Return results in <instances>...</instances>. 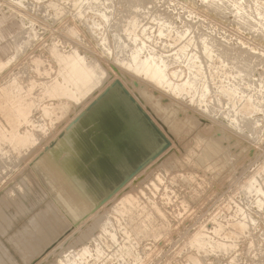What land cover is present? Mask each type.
<instances>
[{
    "label": "rangeland",
    "instance_id": "rangeland-1",
    "mask_svg": "<svg viewBox=\"0 0 264 264\" xmlns=\"http://www.w3.org/2000/svg\"><path fill=\"white\" fill-rule=\"evenodd\" d=\"M69 1L0 0V37H5L0 41V58L6 59L12 54V40L18 32L22 31L25 38L20 42L21 46L15 48L14 62L12 60V64L8 63L9 66L4 65L6 68L0 66V264H56L58 259H64L65 264H70L68 260L87 246L91 252L86 256V261L79 264H264V202L259 206L253 200L260 196L264 201V191L263 195L259 190L252 193L248 191L261 184L264 188V113L260 111L254 116L259 123L252 132H242L224 114L228 108H224L223 104L206 109L204 105H197L185 96L183 98L181 95L180 98L166 89L144 81L142 76L134 75L136 73L113 57L102 53L98 37L82 23L83 18L77 17V7L83 0H72L75 2L74 6L68 4ZM53 2L62 8L54 10ZM206 2L157 0L155 10L153 6L149 7L142 23L155 36L157 27L150 21L152 15L157 11L166 14L167 11L170 22L174 20V23L171 22L172 31L174 30L172 34L177 31L184 32L188 29L187 25H195L194 30L201 27L203 32L212 34L217 39H224L230 44H235L234 39H238V43L244 45L245 50L248 48L247 51H252L251 54L263 53L264 56V42H261V37L256 39L255 35L242 29L234 22L236 16L233 13L220 16L218 12L211 10L208 3L206 6ZM60 10H63L61 12L64 15H58ZM107 12L113 13L109 15L118 19L117 12ZM112 18L110 26L114 29L116 20ZM67 25L68 28L70 25L71 28L77 27L79 38L67 32ZM112 27L106 33L110 34ZM32 33L37 36L33 38ZM242 41L244 43L241 44ZM26 42L29 43L28 46ZM156 44L151 46L152 52H160V45L163 43ZM56 45L59 49L68 50L76 47L88 58L94 57L106 67L111 66L115 73L85 103L68 101L66 92L69 88L61 85L62 79L58 81L63 71L52 56V48ZM164 54L163 56H168L171 52ZM259 66L255 67L254 64L255 70L253 69L251 77L256 85L264 83V65L260 68ZM182 71V68L176 70L185 79V72ZM231 71L235 73L236 70H229ZM183 79L177 81V84L183 83ZM244 87L247 91L253 88L252 85ZM144 89L154 94L155 102L160 99L162 105L176 111L182 122H185L181 125L179 136L161 118L163 114L156 113L158 111L141 96L140 90ZM185 129L186 131H182ZM17 133L30 136V140L27 139L28 145L27 141L24 146L18 140H13V135ZM198 134L201 135L200 140L217 141L226 149V153L230 152V155L227 153L229 164L224 171L212 173L205 165L199 166V169L191 164L189 166L185 155L195 147ZM69 161L72 167L68 164ZM146 163L148 164L142 171L138 170L135 175H130L137 166ZM169 163L175 167L169 169ZM157 176L162 181L156 182L158 187L154 188L151 180ZM254 177L255 181L252 182ZM140 187L144 189V194L139 195L140 200L131 205H122L124 195ZM241 189L247 191L246 195ZM113 191L116 193L111 196L112 200L101 204ZM90 195L95 198L94 206ZM82 203L91 206L88 211L81 209ZM79 210L83 213H79ZM242 213H245L243 217ZM105 223L106 226H103ZM222 225H227V228ZM114 226L116 230L113 229ZM212 226L218 227L214 228V233ZM50 227L58 231L57 237H51L53 229L51 231ZM103 227L108 229V233L111 232L108 234ZM209 236L213 240L208 238V242L205 241ZM48 237L51 241H48ZM230 238L237 242L234 240L231 243ZM226 240L230 242L227 243ZM220 241L221 246L217 244L219 247L215 243ZM201 242H207V245ZM32 244L33 247H29ZM190 244L194 245L193 248ZM210 244L215 246L213 249H217L216 252ZM27 246L29 248L26 252ZM220 248L222 251L227 250L225 253L229 255L219 253ZM209 252L212 254H207Z\"/></svg>",
    "mask_w": 264,
    "mask_h": 264
},
{
    "label": "bare ground",
    "instance_id": "bare-ground-1",
    "mask_svg": "<svg viewBox=\"0 0 264 264\" xmlns=\"http://www.w3.org/2000/svg\"><path fill=\"white\" fill-rule=\"evenodd\" d=\"M205 1H207L205 5L207 6V3H208L209 4V7L211 6V10L212 9L215 10L216 13L217 12L219 13V15L221 14V15H225L226 16L227 13H229V14L230 13L231 14L233 13L234 16H236L235 17L236 21H234L235 19L232 20V21L237 22L238 25H240V27H242V29L244 28L245 30H247L249 32V34L255 35V38L256 39L258 37H261L262 40H263L261 42H264V0H253V1L252 0H204V2ZM200 3H202V2H200ZM68 4H70V5L73 4V6H74L75 5V2H73L72 0H70L68 2ZM156 4H157V0H83L82 1V4L77 7V13L76 14H77V17L78 18H80V19L83 18L84 19V21L83 22L81 21V22L84 23V25H86V27L89 29V31L92 34H94V35H96L98 37L99 44H100L99 46L102 47V48H100V49H102V53L105 54L108 57H113L114 60H116L117 62L121 63L128 70H130L133 73H136L134 75H137L138 74V75L142 76L145 79L144 81H148V83H150V84H152L154 86H157V87L166 89L168 92L170 91V93H172V94H174L176 96H179V97L181 95H182V97L185 96V98L191 99L193 101V103H196L197 105L198 104H202V105L205 106L206 109H209L210 106H214L216 104L217 105L220 104L221 106L223 104V107L224 108H228L227 109L228 111L226 110V112L224 114L226 116H228L230 119H232L234 121V123H236L237 126L236 125L235 126H236V128L239 129V131H242L243 132L245 130V131H248V132H252L253 129L255 128V126L257 127V125L259 123V121L256 118H254V116L256 115L257 112H260V111H262L264 113V85H263L264 83L261 82L262 79L259 80V82H261V83H259V85H256L257 83H253V81H251V80H253V79H251L253 69L257 65H260V66L261 65L262 66L264 65V56H263V53H262V55L260 53L258 54L256 52H255V54H253V53L251 54L252 51H247L248 48H247V50H245L246 48L245 49L243 48L244 45L241 46L239 44L240 42L238 43V41H237L238 39H236V40L234 39V42L233 43H235V44H230V43H228L224 39H217V37L211 36L212 34H208L207 32H203L202 31L203 29L200 30L201 27L200 28H197L196 27L197 30H194L195 25L194 26L187 25V28L188 29L186 28L187 30H185L184 32H181L180 31L181 33H178V31H177L176 33L172 34V32L174 31V30L172 31V29H173L172 23H174L172 21H174V20L171 21L172 23L170 22V16L167 14V11H166V14L158 13L159 11L155 12L154 15L151 14L153 17H152V19L150 21H152L154 23V26L157 27V33L155 34V36H153L152 34H150V31H149L148 27L145 24L142 23V22H144L143 20H145V19H142V18H143V16H146L147 15V13H148L147 11H149L148 8L151 7V6H153V9H154V8H156V7H154V5H156ZM52 7H53L54 10H57L59 8L60 9L62 8L61 5H58V4L54 3V2L52 3ZM47 8H48V6H47ZM109 10H113L114 13L115 12L118 13V16H117L118 19L117 20H116V17H113L112 18L110 16V15H113V13L110 14V12H112V11H110L108 13L107 11H109ZM61 11H63V10H60L59 14L58 13H56V14H58L59 16L64 15V13L61 12ZM88 13L89 14L91 13L92 15L91 16L86 15ZM164 13H165V11H164ZM194 14L192 16H194ZM212 14H215V13H212ZM178 15L180 16V14H178ZM184 16L182 18H184ZM110 18H112V19L115 18L114 20H116L115 23L113 24L114 25V29H113L112 26H110V23H111ZM188 20H190V19H188ZM181 22H183V21H181ZM68 25H67L66 28H68ZM111 27L113 29L112 32H110V34L106 33V31L109 30V28H111ZM240 27H238V28H240ZM60 28H61V26H60ZM75 28H71V25H70V27L67 29L68 30L67 32L70 35L76 36L77 38H79L78 36H79V33L80 32H78L77 27H75ZM78 28H79V25H78ZM178 29H180V28H178ZM26 30H29V28L26 29ZM26 30H23V32L26 31ZM32 30H35V28L32 29ZM110 31H111V29H110ZM242 31H244V30H242ZM21 32H18L17 35H15L13 37V40H12V41H14L13 52H12V54L10 56L7 57V59L0 60V66H3L4 68H6L5 67L6 64H7V66H9L10 64H12L11 63L12 60L14 62V59L13 58L15 57L14 55L16 53L15 48L16 47L18 48V45L20 47L21 46V43L20 42L22 41V39H25V38H23ZM30 32H31V30H30ZM218 32H219V30H218ZM27 33L29 34L28 31H27ZM33 33H34V31H33ZM33 33H32V35H33ZM35 33H36V31H35ZM59 33H61V32H59ZM213 33H215V32L213 31ZM215 35L217 36V34H215ZM21 36H22V38H21ZM34 36L36 37L37 35L36 34L33 35V38H34ZM226 37H228V36H226ZM26 40H27V38H26ZM35 40H36V38H35ZM32 41H33V39H32ZM158 42H160L161 44L163 43V45H160V52H157V50H153V52H152L151 51V46H155V43H157L156 45H158ZM242 43H244V42L242 41L241 44ZM26 44H27V42H26ZM28 44H27V46H28ZM167 46H169V49L167 48ZM25 48H26V46H25ZM157 49H158V46H157ZM17 50H19V49H17ZM20 51H18V52H20ZM24 51H25V49H24ZM18 52H17V54H19ZM167 52H171V54L168 55V56H163V54L164 53H167ZM52 54H53L52 56L54 57V59H56L57 62H58V64H59V69H61V71H63L62 76L60 75V77H59V74H58L59 79L58 78L57 79H58V81L62 79L60 81L61 82V85L64 86V87L66 86L67 88H69V91L66 92L67 95L65 94L66 95V99L68 101L77 102V104L82 103V102L85 103L84 101L89 100V98L92 97L93 95H95L97 93V91L105 84V82L107 81L108 77H110V75L111 76L114 75V73H115L113 71V68L111 66H107L106 67L103 62L95 59L94 57L88 58L86 55L80 53V51L76 47L75 48L73 47L72 50H68L66 48L59 49L58 46L56 45V46H54L52 48ZM20 55H21V52H20ZM35 61H36V59H35ZM8 63H9V65H8ZM254 64H255V67H254ZM260 66H259V68H260ZM170 68H173V69L171 70ZM178 68H180V69L182 68V70H183L182 72H185V79L181 78L179 72H176V70ZM1 69H2V67H1ZM232 69L233 70H236L235 73H233L232 71L229 72V70H232ZM122 70L127 73V71H125L124 69H122ZM128 73H130V72H128ZM179 76H180V78H179ZM180 79L181 80L183 79L184 82L177 84V81H179ZM255 80H258V79H255ZM255 82H257V81H255ZM246 85H252L253 88L251 87L252 89H250V91H247V89L246 90L244 89L245 88L244 86H246ZM22 91H23V89H22ZM102 91H103V88H102ZM99 93H101V92H99ZM99 93H98V95H100ZM214 93H216V97H214ZM238 93H239V95H237ZM246 93H248V94H246ZM140 94H142L141 96L144 97L152 105L151 107H153V109H155V111H158L156 113L163 114L162 117L161 116L160 117L164 119V122H166L168 124V126L170 127V129L172 130V132L174 131L177 135L180 134L179 132L181 130V125H183L185 122H182V120H181L182 118H179L178 117L177 112L174 111L172 108H171L172 110H169L167 108L168 106L166 107L165 105H162L161 102H160L161 101L160 99H159L160 101L158 100L157 102H155L153 100V98H154L153 95L154 94H151L147 89L140 90ZM60 96H61V94H60ZM179 97H177V98H179ZM147 101H145V102H147ZM223 101H224V103H223ZM37 102H38V100H37ZM177 105H179V104H177ZM171 107H172V105H171ZM202 108H203V106H202ZM212 110H213V108H212ZM147 113H149V112H147ZM49 114H50V112H49ZM210 114H208V115H210ZM187 119H189V118H187ZM184 120H186V119L184 118ZM230 123H233V122H230ZM188 124H189V122H188ZM194 126H196V125H194ZM191 128H193V127L191 126ZM91 129H92V127H91ZM182 131H186V129L185 130H182ZM0 135H1V133H0ZM251 135H252V133H251ZM249 136H250V134H249ZM253 136H255V135H253ZM2 137H4V135H2ZM200 137H201V135L199 136V134H198V136H196V138L193 137V139L194 138L196 139L195 147L194 148L192 147L193 149L190 150L187 153L188 155H185V156H187V159L186 160L188 161L189 166L191 164V166L192 165L197 166L198 168L197 167H195V168L196 169H199V166L205 165V166H207L208 169H210V170L213 171L212 173H214L215 171L220 172L223 169L225 170L227 168L228 164H229V162H228V154H227L229 151H227V153H226V149L221 145V143H218L217 141L209 140V139L208 140L207 139L206 140H204V139L200 140ZM220 138H221V136H220ZM27 139L30 140V136H28V135H21V134L18 135V133L13 135V140L14 141L18 140L17 142L24 144V146H25V143H26ZM223 139H224V137H223ZM253 139H254V137H253ZM220 140H218V141H220ZM1 141H4L5 142V140H1ZM85 141H86V139H85ZM236 141L238 142V140H236ZM0 144H1V142H0ZM2 145H3V143H2ZM26 145H28V141H27ZM20 146H22V145H20ZM2 149H4V148H2ZM3 152H4V150H3ZM229 155H230V152H229ZM68 164H70V161H69ZM72 166L70 164V167H72ZM167 166H169V169L175 167V165L172 164V163H169ZM66 168H68V167H66ZM166 169H168V168L166 167ZM208 169H207V171H208ZM204 172H205V169H204ZM48 173L50 174V172H48ZM187 177H188V175H187ZM251 177H253V176H251ZM251 177L249 176V178H251ZM251 180H253L252 182H254L255 181V177H254V179H251ZM251 180H249V181H251ZM161 181L162 180L160 179V177L157 176L155 179L151 180V186H153L154 188H157L158 185L156 184V182H161ZM254 185H257V184H254ZM246 186L247 185H244V187H246ZM249 187L247 189H249ZM257 187H256V189L254 187L250 188V190H248V191H250L249 193H252L255 190H259V191H261L260 194H262L263 193L262 191H264V188H263L262 184L260 186L257 185ZM81 189H82V191H85V189H83V188H81ZM131 189H133V188H131ZM135 189L129 191V193H126L124 195V197L122 198L123 199L122 200L123 201V204L121 203L122 205H124V203H128V204L130 203V205H131V203H135V202H137V201L140 200L139 195H143L144 194L143 193V190L144 189L142 187H140V188L136 189V192H135ZM242 189H241V191H242ZM247 189L244 188V190H247ZM242 192H245V191H242ZM246 192H245L244 195H246ZM258 192H256V193H258ZM90 198L92 199V205L94 206V204H95V198L93 196H91V195H90ZM250 198H252V197L250 196ZM253 200H255V204H258L259 206H262L263 205V202L264 201L260 198V196H256L255 199H253ZM245 201H246V199H245ZM90 207L88 205L84 204V203L81 204V209L84 210V211H88V209ZM259 209H260V207H259ZM79 211H80L79 213H83V211H81V210H79ZM114 211H116V209H114ZM240 212H242L241 209H240ZM238 213H239V211H238ZM121 214H122V212H121ZM244 215H245V213H242V217ZM238 218H240V217H238ZM249 219H251V218H249ZM240 220L237 219V221H240ZM252 220H254V219H252ZM235 221H236V219H235ZM215 222H217V221H215ZM248 222H250V221H248ZM100 223L102 224V222H100ZM242 223L243 222H241V224ZM243 225L244 224H242V226ZM103 226H106V223ZM215 226H214V228H218V227H215ZM217 226H219V225H217ZM226 226H223V227H226ZM245 226H247V224ZM223 227L220 226V228H223ZM214 228L212 226V229H213L212 232L213 233H214ZM220 228H219V230H220ZM242 228L244 229V227H242ZM50 229H51V227H50ZM52 229H53V232L52 233L50 232L52 234L51 237L52 238L57 237L58 231H56L54 228H52ZM52 229H51V231H52ZM104 229L108 233V229H106V227ZM113 229H115V226H114ZM223 229H225V228H223ZM223 229H222V231H223ZM250 229H251V227H250ZM202 231H204V229ZM208 232L210 233L209 230H208ZM216 232H215V234H216ZM218 232H221V231H218ZM104 233H105V231H104ZM231 233H233V232H231ZM51 234H49V235H51ZM246 234H244V235H246ZM263 234H264V232H263ZM203 235L205 237L207 236L205 234H203ZM239 235L240 234H238V236ZM229 236H231V235H229ZM234 236H235V234H234ZM112 237L114 238V235H112ZM220 237H221V235H220ZM193 238H194V236H193ZM198 238L199 237L197 235V239ZM208 238H211V236L207 237V240H205V241L208 242ZM49 239L50 238L48 237V241H51ZM203 239H205V238H203ZM216 239H217V237H216ZM222 239H223V237H222ZM212 240L213 239L211 238V241ZM234 240H236V239H234ZM234 240H231V238H230V241H232L231 243H233ZM226 241H228L227 243L230 242L229 240H226ZM261 241L263 242V240H261ZM202 242H204V241H202ZM207 242H205L206 245H207ZM214 242H213V244H214ZM236 242H237V240H236ZM196 243H197V241H196ZM205 243H202V244H205ZM220 243H222V242L221 241L219 243L216 242L215 244L217 245V244H220ZM223 243H226V242L223 241ZM250 243H252V241ZM202 244H200L201 248H202ZM206 245H204V246H206ZM210 245H211L210 247H212V249L215 247V246L213 247L212 244H210ZM189 246H191V244ZM193 246L194 245H192L191 247L193 248ZM217 246H219V245H217ZM220 246H221V244H220ZM250 246L252 247V245H250ZM29 247H33V244L31 246H29ZM29 247L27 246V249L25 248L26 249V252H27V250H28ZM87 247H83L81 249V251L78 252V254H76V255L74 254V256H72V258H70L68 260V262L70 264H79L80 262H83L85 260L86 256L88 254H90V252H91L89 250L90 247H89V249ZM195 247H197V246H195ZM198 247H199V245H198ZM226 248H228V247H226ZM231 248H234V247L232 246ZM212 249H210V250L212 251ZM99 250L100 249H98V251ZM210 250H208V251H210ZM216 250H214V251L216 252ZM218 250H221V248L218 249ZM223 250H225V249H223ZM204 251L206 252V249H204ZM226 251H222L221 250L219 253H222V252L225 253ZM30 252H32V249H30ZM205 252H203L204 253V256H205ZM210 252L207 253V254H210ZM97 254H99V253L97 252ZM207 254H206V256H207ZM225 254L226 255H229L227 253H225ZM234 255H235V252H234ZM204 256L202 255V257H204ZM217 256H218V254H217ZM234 257H233V259H235ZM263 257H264V255H263ZM260 258H262V257H260ZM64 261H65L64 259L63 260L58 259L56 261V264H65L66 261L65 262ZM231 261H233V260H231ZM234 261H236V259ZM237 262H238V260H237Z\"/></svg>",
    "mask_w": 264,
    "mask_h": 264
},
{
    "label": "water",
    "instance_id": "water-1",
    "mask_svg": "<svg viewBox=\"0 0 264 264\" xmlns=\"http://www.w3.org/2000/svg\"><path fill=\"white\" fill-rule=\"evenodd\" d=\"M147 164L148 163H146L145 165L144 164H141V165L137 166L136 169L130 173V175L131 176L135 175L138 172V170L143 169ZM121 186H123V185H121ZM115 193H116V191H113L110 195L106 196L103 199V201H102L103 203H101V204L104 205L107 201H109L112 198L111 196H113V194H115Z\"/></svg>",
    "mask_w": 264,
    "mask_h": 264
},
{
    "label": "crops",
    "instance_id": "crops-1",
    "mask_svg": "<svg viewBox=\"0 0 264 264\" xmlns=\"http://www.w3.org/2000/svg\"><path fill=\"white\" fill-rule=\"evenodd\" d=\"M4 39H5V37H3V36L0 37V41H2V40H4ZM6 59H7V58H6ZM0 60H4V59H1V58H0Z\"/></svg>",
    "mask_w": 264,
    "mask_h": 264
}]
</instances>
